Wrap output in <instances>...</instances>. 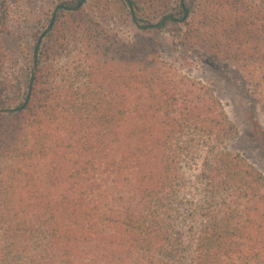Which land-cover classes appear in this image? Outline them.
I'll use <instances>...</instances> for the list:
<instances>
[{
  "label": "trees",
  "instance_id": "trees-1",
  "mask_svg": "<svg viewBox=\"0 0 264 264\" xmlns=\"http://www.w3.org/2000/svg\"><path fill=\"white\" fill-rule=\"evenodd\" d=\"M88 1L56 7L23 100L0 109V264H264V174L227 150L239 131L216 91L152 38L231 68L264 115V11L121 0L142 32L128 42Z\"/></svg>",
  "mask_w": 264,
  "mask_h": 264
},
{
  "label": "rangeland",
  "instance_id": "rangeland-1",
  "mask_svg": "<svg viewBox=\"0 0 264 264\" xmlns=\"http://www.w3.org/2000/svg\"><path fill=\"white\" fill-rule=\"evenodd\" d=\"M79 0H0V109L14 108L28 90L32 59L37 40L46 35L55 24L56 7L62 2L75 6ZM264 11V0H244ZM85 10L110 35L133 42L142 32L132 22L121 0H89ZM53 20V21H52ZM159 43L163 61L190 78L211 86L231 121L238 128L236 139L228 144L229 152L242 155L264 174V143L254 130L258 120L264 127V115L251 107L241 91V80L231 68L213 63L203 51H186L178 36L171 31L153 34ZM199 166H189L188 175L197 174Z\"/></svg>",
  "mask_w": 264,
  "mask_h": 264
}]
</instances>
